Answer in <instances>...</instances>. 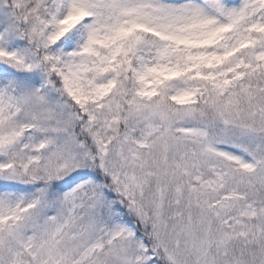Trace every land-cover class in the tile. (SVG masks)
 Masks as SVG:
<instances>
[{
	"label": "snow or ice",
	"instance_id": "6c2138e0",
	"mask_svg": "<svg viewBox=\"0 0 264 264\" xmlns=\"http://www.w3.org/2000/svg\"><path fill=\"white\" fill-rule=\"evenodd\" d=\"M0 264H264V0H0Z\"/></svg>",
	"mask_w": 264,
	"mask_h": 264
}]
</instances>
